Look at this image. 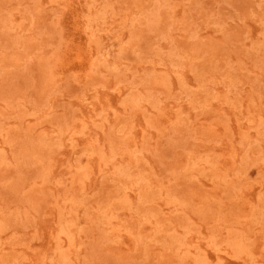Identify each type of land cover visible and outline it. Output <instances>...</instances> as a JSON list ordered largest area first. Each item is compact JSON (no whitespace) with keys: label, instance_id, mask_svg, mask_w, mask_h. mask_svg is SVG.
Masks as SVG:
<instances>
[{"label":"rangeland","instance_id":"374dc122","mask_svg":"<svg viewBox=\"0 0 264 264\" xmlns=\"http://www.w3.org/2000/svg\"><path fill=\"white\" fill-rule=\"evenodd\" d=\"M0 264H264V0H0Z\"/></svg>","mask_w":264,"mask_h":264},{"label":"bare ground","instance_id":"6f19581e","mask_svg":"<svg viewBox=\"0 0 264 264\" xmlns=\"http://www.w3.org/2000/svg\"><path fill=\"white\" fill-rule=\"evenodd\" d=\"M164 1V0H163ZM159 5V4H158ZM151 12V11H150ZM155 15V14H154ZM151 19H153V18H151ZM151 19L149 20V21H151ZM156 22V21H155ZM76 24V23H75ZM76 46V45H75ZM78 47V48H77ZM76 48H72V47H69V49L67 50V48L65 49L66 50V52H67V56L60 62V60H59V62L60 63H58V64H60V67H64V66H66V65H69V64H73L74 65V67H77V68H81V67H85L84 65H86L85 63L88 61V60H86V58H87V56L86 55H88V54H86V51H84V50H82L81 51V47H79V45L77 46ZM80 48V49H79ZM64 52V51H63ZM65 52V53H66ZM84 52H85V54H84ZM63 54H62V56H64ZM85 60H86V62H85ZM196 98V97H195ZM191 99H193V98H191ZM227 101V100H226ZM214 129V128H213ZM45 140V139H44ZM29 141V140H28ZM32 141V140H31ZM46 141V140H45ZM45 141H42L41 140V143L43 144V142L45 143ZM23 142V141H22ZM26 142H27V140H26ZM30 142V141H29ZM40 142V141H39ZM24 144H25V141L23 142ZM22 144V143H21ZM23 144V145H24ZM29 144V143H28ZM30 144H32L31 142H30ZM28 146V145H27ZM31 146V145H30ZM17 148V147H16ZM32 149V148H31ZM39 149V148H38ZM41 150V149H40ZM33 151V150H32ZM82 152V151H81ZM27 154V153H26ZM32 153H30L29 155H31ZM83 154V153H82ZM32 155H34V154H32ZM39 158V157H38ZM34 162H35V160H34ZM79 162V161H78ZM79 164V163H78ZM237 174V173H236ZM145 194H146V192H145ZM247 200H249L248 198H246ZM140 202H142V201H140ZM139 203V202H138ZM244 203H246V202H244ZM243 203V204H244ZM242 204V205H243ZM250 204V203H249ZM136 205V204H135ZM139 205V204H138ZM137 208V207H136Z\"/></svg>","mask_w":264,"mask_h":264}]
</instances>
